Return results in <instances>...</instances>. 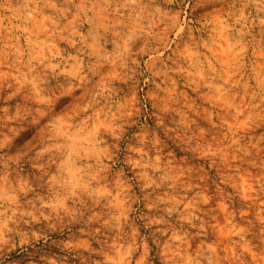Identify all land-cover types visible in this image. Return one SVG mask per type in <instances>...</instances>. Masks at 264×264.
Instances as JSON below:
<instances>
[{"label":"clouds","instance_id":"obj_1","mask_svg":"<svg viewBox=\"0 0 264 264\" xmlns=\"http://www.w3.org/2000/svg\"><path fill=\"white\" fill-rule=\"evenodd\" d=\"M213 3L0 0V121L31 134H0V264H243L240 221L264 225V75L243 74L264 0L189 19ZM192 96L231 114L224 140Z\"/></svg>","mask_w":264,"mask_h":264},{"label":"rangeland","instance_id":"obj_2","mask_svg":"<svg viewBox=\"0 0 264 264\" xmlns=\"http://www.w3.org/2000/svg\"><path fill=\"white\" fill-rule=\"evenodd\" d=\"M228 7V0H214V3L211 5H204L202 8H197L195 12L192 11V7H189V19H192V22L195 24L196 19L199 18V16L203 15L205 13V10L207 11H219V10H226ZM180 6H176V10H179ZM111 47V45H109ZM175 47V45H173ZM261 49H264V42H261L260 45ZM213 51H219L218 47H214ZM167 55V53L165 54ZM211 58V54H209ZM219 63L223 66V71L221 72V75L225 77V79H235L236 77L233 76L230 67L228 65L230 64V57L226 54H221L220 57H218ZM215 62V61H214ZM244 63L246 65V68L243 72L247 76L248 73H256L258 75H264V56H254V57H245ZM193 70H190V72ZM159 82V80L157 81ZM179 91V89L177 90ZM144 92H148V88H144ZM185 95L191 96L190 92H185ZM192 99L194 101V106H199L201 108V111H197L194 113L196 118L198 119V122H202L206 127L210 126L214 129H217L216 136L218 140H224L225 134L227 133L228 127L232 126L233 120L231 118V114H225L223 108H217L215 111H213L211 105H201L200 101L197 100L194 96H192ZM237 100H239V96L237 97ZM151 107V105H149ZM205 113L211 114V120L209 121L208 116ZM219 113V115H217ZM221 117H223V121L221 120ZM243 117H241V120ZM225 124V127L223 130H220V124ZM249 132L255 131L254 129L248 130ZM260 131L264 132V124L261 125ZM0 134L3 136H7L11 139L12 146L19 151L25 142L29 139L30 133L20 129L18 125L15 122H9V121H0ZM243 143V141H241ZM259 149V155L264 156V142H261L258 146ZM253 175H258V170H252ZM237 214L240 211L239 203L237 204L236 208ZM237 220L239 221V215H237ZM251 221L252 225H255V228H252L253 235H250L248 238L252 242V251L246 255V258H244L243 264H261L259 257L264 252V232H260L259 229L264 227V225H260L259 221L255 218L253 212L248 213L247 220L240 221L245 226H248V221ZM221 228H223V225L225 223L223 217H219L218 221ZM43 242H41L42 244ZM224 247L229 246V239L225 235L224 237ZM39 247V245L37 246ZM32 251L31 248H29L25 252H20L19 250L13 252L11 254V258L17 261H20V264H24L25 258L28 255V252ZM53 252H58V249H52Z\"/></svg>","mask_w":264,"mask_h":264}]
</instances>
